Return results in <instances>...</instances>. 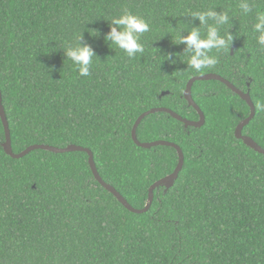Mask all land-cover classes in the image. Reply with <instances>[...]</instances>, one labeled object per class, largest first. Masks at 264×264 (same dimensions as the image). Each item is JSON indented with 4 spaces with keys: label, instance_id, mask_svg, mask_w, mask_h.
I'll list each match as a JSON object with an SVG mask.
<instances>
[{
    "label": "trees",
    "instance_id": "1",
    "mask_svg": "<svg viewBox=\"0 0 264 264\" xmlns=\"http://www.w3.org/2000/svg\"><path fill=\"white\" fill-rule=\"evenodd\" d=\"M241 2L0 0V92L13 153L32 145L88 149L102 181L144 210L150 187L173 173L178 155L137 147L133 126L159 108L198 121L183 92L206 74L249 94L255 115L242 135L264 149V47L254 31L264 0H247L248 14ZM207 11L227 14L218 30L233 40L210 53L216 66L196 73L187 70L186 45L175 43L192 28L206 36L215 20L201 25L193 14ZM124 12L150 25L140 37L144 52L132 58L104 39ZM80 34L96 56L88 77L64 54ZM192 99L201 128L154 113L137 129L140 143H174L184 155L174 186L155 189L140 214L94 180L86 153L8 156L0 118V264H264V156L235 138L250 109L217 81L195 83Z\"/></svg>",
    "mask_w": 264,
    "mask_h": 264
},
{
    "label": "clouds",
    "instance_id": "2",
    "mask_svg": "<svg viewBox=\"0 0 264 264\" xmlns=\"http://www.w3.org/2000/svg\"><path fill=\"white\" fill-rule=\"evenodd\" d=\"M239 6L245 14H248L249 12L252 11V8L250 4L247 2V0H242ZM193 16L200 21L201 25L208 24L209 19L215 20L214 25H209L207 27L206 36L202 37L200 29L192 28L189 31L187 36H182L179 34L178 41L175 43V44L183 43L184 45H186V49H187L186 64L188 65L187 70L191 69L195 71L196 73H199L202 71L209 70L217 65L218 59L215 56L210 55V53L214 49L217 51L229 50L230 44L233 40V36L228 34L227 37H224L219 34L218 26L224 25L225 23L228 22V16L226 13L217 15L213 11H207V12L194 13ZM109 27H110V31L104 37V39H105V42L109 44L110 48L113 45L116 46L117 48L123 50L129 58L135 57L138 53L144 52V45L140 42V37H141V34L147 33L150 30V25L142 17L133 15L131 12H124L119 17L111 19L109 21ZM254 31L259 34L257 36V43L260 46L264 47V12L257 14V22L254 25ZM81 39H82V35L80 34L78 40L76 41L75 46L68 47L67 50L64 51V54L67 57V59L71 60L72 63L76 65V68L80 76L88 77L90 75V67L93 62V57H96V56H95L93 49L90 46L81 45L78 43V41ZM233 50L234 49H232L231 53L233 52ZM166 59H170V56L166 57ZM173 63H175V61H173ZM202 76H205V75H202ZM197 77H200V76H197ZM185 90L183 92V99L186 101L185 96H184ZM167 95H169V92H163L161 94V96H167ZM191 97H192V89H191ZM258 107L264 110V104L258 105ZM159 109L170 110L168 108H159ZM193 109L195 110V108ZM161 113L167 114L165 112H161ZM174 113L177 114L176 112ZM33 146H41V145H32V146H29L28 148L33 147ZM69 146H74V145H68L67 147ZM28 148H26L24 151H26ZM66 148H57V149H66ZM41 151H44V150H41ZM23 152H21L20 154H22ZM63 154H66V153H63Z\"/></svg>",
    "mask_w": 264,
    "mask_h": 264
},
{
    "label": "water",
    "instance_id": "3",
    "mask_svg": "<svg viewBox=\"0 0 264 264\" xmlns=\"http://www.w3.org/2000/svg\"><path fill=\"white\" fill-rule=\"evenodd\" d=\"M204 81H206V82L217 81V82L222 83L229 90H231L235 94H237L240 97V99L247 104V106L250 109V115H249V117L247 119L243 120L236 127V129H235V138L237 140L242 141L245 146H247L248 148H250L254 152L264 156V149H262L250 137L242 135V131H243L244 127H246L250 123V121L253 119V117L255 115V108H254V105H253V103L251 101V98H250L249 94L248 93H243L242 91L237 90L227 80H225L221 76H218V75H215V74H208V75H205V76H202V77L201 76L200 77H195V78L191 79L188 82V84L186 86V90H185L184 96H185V99L188 102L189 106L195 108L196 112L198 113V116H199V120L198 121H188L187 119H183L182 117H180L179 115L175 114L171 110L153 109V110L141 115L137 119V121L135 122V124L133 126V129H132V140H133L134 144L137 147H139L141 149H145V150H149V149H152V148H155V147H167V148L174 149L177 152V155H178V163H177V166H176L175 170L173 171V173L171 175L159 180L153 186L150 187L149 194H148V203H147L145 209L141 210V211L133 209L127 203V201L113 187L107 185L106 183H104L102 181V179L98 175V172H97V169H96V166H95V163H94L93 154L88 149H84V148L76 147V146H69L66 149H57V148L48 147V146H33V147L28 148L22 154L15 155L13 153L12 146H11V136H10L9 124L7 122L6 114H5L4 108L2 106V95H1V92H0V118L2 120L4 131H5V142L3 143L2 147H3L4 151H5V153L8 156L12 157L13 159H21V158L25 157L26 155H28L29 153H31L33 151H36V150H44V151L55 153V154H63V153H71V152H83V153H86L88 155V164L90 166V169L92 171L94 179L107 192H109L111 195H113V197L124 208H126L128 211H130L132 213L140 214V213L146 212L149 209V207L151 205V202H152V199H153V191L155 189L162 187V188L165 189V193H166L169 189H171L174 186L176 180L178 179V176H179L180 172L183 169L184 155H183V152L180 149V147L178 145L174 144V143L165 142V141H158V142H154V143H140L137 140V136H136L137 129H138L139 125L141 124V122L143 121V119L145 117L149 116L150 114L161 113V112H165V113L169 114L173 119H175L176 121L182 123L185 128H189V127L201 128L204 125V123H205V118H204V115H203L202 111L196 106V104L192 100L191 89H192L193 85L196 82H204Z\"/></svg>",
    "mask_w": 264,
    "mask_h": 264
},
{
    "label": "rangeland",
    "instance_id": "4",
    "mask_svg": "<svg viewBox=\"0 0 264 264\" xmlns=\"http://www.w3.org/2000/svg\"><path fill=\"white\" fill-rule=\"evenodd\" d=\"M190 110V109H189ZM187 112H186V114H190V111H188V110H186ZM185 112V111H184Z\"/></svg>",
    "mask_w": 264,
    "mask_h": 264
}]
</instances>
